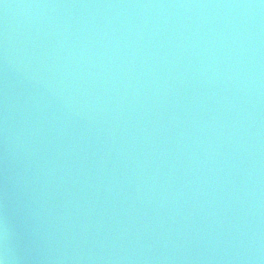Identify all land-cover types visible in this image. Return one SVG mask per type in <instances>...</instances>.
<instances>
[{
    "label": "water",
    "instance_id": "95a60500",
    "mask_svg": "<svg viewBox=\"0 0 264 264\" xmlns=\"http://www.w3.org/2000/svg\"><path fill=\"white\" fill-rule=\"evenodd\" d=\"M6 264H264V0H0Z\"/></svg>",
    "mask_w": 264,
    "mask_h": 264
},
{
    "label": "clouds",
    "instance_id": "9594fccd",
    "mask_svg": "<svg viewBox=\"0 0 264 264\" xmlns=\"http://www.w3.org/2000/svg\"><path fill=\"white\" fill-rule=\"evenodd\" d=\"M0 264H6V260L4 258H0Z\"/></svg>",
    "mask_w": 264,
    "mask_h": 264
}]
</instances>
